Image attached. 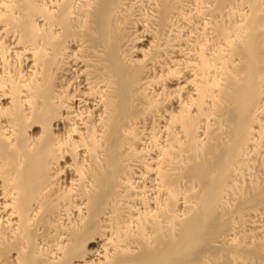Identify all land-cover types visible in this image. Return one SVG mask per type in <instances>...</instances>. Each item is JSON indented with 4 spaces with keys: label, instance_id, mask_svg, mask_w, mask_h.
<instances>
[{
    "label": "bare ground",
    "instance_id": "6f19581e",
    "mask_svg": "<svg viewBox=\"0 0 264 264\" xmlns=\"http://www.w3.org/2000/svg\"><path fill=\"white\" fill-rule=\"evenodd\" d=\"M0 264H264V0H0Z\"/></svg>",
    "mask_w": 264,
    "mask_h": 264
}]
</instances>
